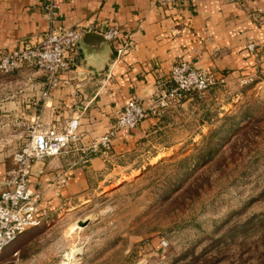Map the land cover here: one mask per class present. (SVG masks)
Masks as SVG:
<instances>
[{
    "label": "rangeland",
    "instance_id": "1",
    "mask_svg": "<svg viewBox=\"0 0 264 264\" xmlns=\"http://www.w3.org/2000/svg\"><path fill=\"white\" fill-rule=\"evenodd\" d=\"M259 46L247 44L255 57L247 73L206 70L181 58L223 75L224 82L174 96L171 82L157 93L146 118L153 120L131 132L133 147L93 177L50 227L30 228L26 244L19 236L8 245L0 264H11L18 244L23 256L37 253L41 264H264V51ZM33 120L0 111V134H21L12 160ZM81 133L84 143L105 134ZM83 220L88 224L80 226Z\"/></svg>",
    "mask_w": 264,
    "mask_h": 264
},
{
    "label": "crops",
    "instance_id": "2",
    "mask_svg": "<svg viewBox=\"0 0 264 264\" xmlns=\"http://www.w3.org/2000/svg\"><path fill=\"white\" fill-rule=\"evenodd\" d=\"M46 1L0 0V50L9 52L28 41L38 44L52 25L91 27L89 32L100 34L117 26L129 35L131 47L117 55L123 36L113 41L83 36L71 68L61 75L45 102L41 73L0 74V111L28 120L40 114L47 123L79 115L80 130L87 137L104 134L131 98L148 108L157 93L171 87L170 70L181 58L194 60L206 70L247 73L255 59L247 44L255 42L264 51V0H55L54 23L43 8ZM152 120L146 119L134 131L122 130L108 157L98 154L81 162L73 154L37 161L30 186L41 194L40 207L46 211L41 227H50L67 204L80 199L93 177L103 175L133 147L131 132H139ZM20 136L17 132L0 134L6 139L0 141V188L14 166L10 153ZM62 176L66 183L57 185ZM29 233L19 235V241L26 244ZM13 250L18 255L9 263L41 264L33 256L37 253L23 256L19 244Z\"/></svg>",
    "mask_w": 264,
    "mask_h": 264
},
{
    "label": "built area",
    "instance_id": "3",
    "mask_svg": "<svg viewBox=\"0 0 264 264\" xmlns=\"http://www.w3.org/2000/svg\"><path fill=\"white\" fill-rule=\"evenodd\" d=\"M174 1L189 0H161L162 3ZM43 8L54 23L58 4L55 0H47ZM89 31L91 27L59 28L52 25L38 44L28 41L9 52L0 50V74L9 75L15 71L41 73L45 78V88L41 93L45 102L51 91L59 85L61 75L71 68L80 41ZM101 34L109 41L124 37L117 55L126 53L131 47L129 35L123 34L117 26L107 28ZM169 79L174 84L169 90L171 96L184 92L202 93L225 80L223 75L203 71L190 60L184 59L175 62ZM154 107L146 108L138 98L129 99L109 130L89 143L83 142L79 115L50 123L44 122L39 114L36 115L33 123L28 126V138L24 146L14 154V166L8 171L0 188V255L20 234L42 225L45 220L46 211L40 207L41 194L30 186V177L38 160L52 156H70L75 152L84 162L98 154L109 156L117 134L122 130L132 131L138 128L154 111ZM66 181L62 177L59 183L64 185ZM13 255L17 256L18 252L15 251Z\"/></svg>",
    "mask_w": 264,
    "mask_h": 264
},
{
    "label": "water",
    "instance_id": "4",
    "mask_svg": "<svg viewBox=\"0 0 264 264\" xmlns=\"http://www.w3.org/2000/svg\"><path fill=\"white\" fill-rule=\"evenodd\" d=\"M84 37H90V36H95L97 38H103L104 36L100 33H97V32H87L83 35ZM79 225L81 226H85L88 224L87 220H83V221H78Z\"/></svg>",
    "mask_w": 264,
    "mask_h": 264
},
{
    "label": "bare ground",
    "instance_id": "5",
    "mask_svg": "<svg viewBox=\"0 0 264 264\" xmlns=\"http://www.w3.org/2000/svg\"><path fill=\"white\" fill-rule=\"evenodd\" d=\"M78 224H79V223H78ZM80 226H81V225H80ZM72 256H73V255H72ZM68 257H69V256H68ZM63 264H71V263H68V262H65V261H64V263H63Z\"/></svg>",
    "mask_w": 264,
    "mask_h": 264
}]
</instances>
